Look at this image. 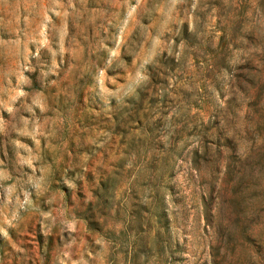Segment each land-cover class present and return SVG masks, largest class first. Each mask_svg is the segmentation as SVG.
Wrapping results in <instances>:
<instances>
[{
  "label": "rangeland",
  "instance_id": "rangeland-1",
  "mask_svg": "<svg viewBox=\"0 0 264 264\" xmlns=\"http://www.w3.org/2000/svg\"><path fill=\"white\" fill-rule=\"evenodd\" d=\"M0 264H264V0H0Z\"/></svg>",
  "mask_w": 264,
  "mask_h": 264
},
{
  "label": "trees",
  "instance_id": "trees-1",
  "mask_svg": "<svg viewBox=\"0 0 264 264\" xmlns=\"http://www.w3.org/2000/svg\"><path fill=\"white\" fill-rule=\"evenodd\" d=\"M149 219H150V217L147 220H149Z\"/></svg>",
  "mask_w": 264,
  "mask_h": 264
}]
</instances>
